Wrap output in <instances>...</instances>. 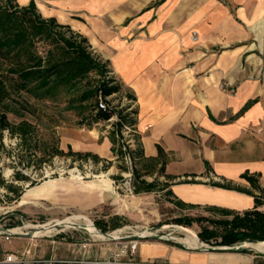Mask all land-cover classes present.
Instances as JSON below:
<instances>
[{
  "label": "crops",
  "instance_id": "0c3cea01",
  "mask_svg": "<svg viewBox=\"0 0 264 264\" xmlns=\"http://www.w3.org/2000/svg\"><path fill=\"white\" fill-rule=\"evenodd\" d=\"M15 1L20 6L33 1L42 17L85 37L90 50L108 63L110 76L134 98L143 156L154 159L161 148L164 173L173 177L169 198L187 205L184 214L255 206L242 191H253L242 175L256 177L264 194V0ZM147 177L151 182L157 174ZM258 210L264 212V204ZM80 243L0 240V264H15L6 256L21 253H27L21 264L99 261L98 246L82 249ZM204 250L146 243L136 259L264 264V254Z\"/></svg>",
  "mask_w": 264,
  "mask_h": 264
},
{
  "label": "rangeland",
  "instance_id": "374dc122",
  "mask_svg": "<svg viewBox=\"0 0 264 264\" xmlns=\"http://www.w3.org/2000/svg\"><path fill=\"white\" fill-rule=\"evenodd\" d=\"M97 78L98 76L92 73L73 88L58 89L54 92V98L49 101H34L25 93L16 97L19 103L13 106L37 126L35 139L39 150L43 144L55 137L64 152L70 147L74 152L95 154L101 161H84L63 156L55 157L51 164L44 162L28 168L16 167L32 180L37 181L35 186H29L28 182H17L12 178L13 168L9 165L10 159L5 153L7 151L18 153L19 150L17 140L5 135L3 143L6 151L0 155V179L21 189L22 194L17 200H9L8 197L13 194L0 183V240L9 242L17 237L36 236V240L64 238L66 242L76 244L82 242L81 238L85 237L87 239L85 242L98 246L101 264H124L131 260L139 262L136 258L142 243H176L181 244L184 249L204 250L200 244L191 243L189 231L197 236V225L184 227L173 222L174 218L184 213L171 204L164 193L129 192L128 179L124 178L127 172L125 159L120 158L118 153H113L112 144L113 154L108 147L109 135L114 130L113 123L116 116L108 121L93 122L96 98L93 96L85 101L80 99L82 93L91 87L90 85L94 84ZM128 94H130L129 90L121 85V92L113 94L109 100H112L115 106H130L131 109H135ZM7 117L13 123L20 121V118L13 114H8ZM121 132L124 140L119 141V144L136 148L132 128L124 127ZM41 155L43 154L37 152V156ZM108 162L110 165L107 164ZM30 193L32 196H28ZM22 199L25 200L24 203H21ZM202 211L205 209L194 212L192 216L202 215ZM115 216L119 219L113 220ZM68 218L75 219L71 224L59 223ZM88 221L93 223L96 230L100 229L95 222L101 221L106 224L108 227L106 232H99L103 238L97 237L93 242L90 241L88 232L84 230L89 227ZM114 221L119 227L111 230L109 226ZM13 224L17 226L7 228ZM14 228H20L21 234L6 233L7 229ZM118 230L121 231L119 237L112 238L111 234ZM150 233L155 236H149ZM24 234L28 235L24 236ZM144 234L147 237H133ZM133 240L138 244L134 257H130L129 253L117 256L122 245ZM249 249L252 252L249 255L264 254ZM147 262L149 261L140 263L147 264Z\"/></svg>",
  "mask_w": 264,
  "mask_h": 264
},
{
  "label": "trees",
  "instance_id": "16d2710c",
  "mask_svg": "<svg viewBox=\"0 0 264 264\" xmlns=\"http://www.w3.org/2000/svg\"><path fill=\"white\" fill-rule=\"evenodd\" d=\"M92 73L98 78L82 93L80 99L85 101L93 96L96 98L93 122L108 121L116 116L113 123L114 130L110 133L109 140L114 154L118 153V156L122 158L127 152L133 159L131 178L133 193L163 191L170 199L171 193L168 188L169 181L173 177L164 173L166 160L159 146H157L156 158L148 159L143 156L139 137L135 133L136 109H131L130 106H116L115 109L102 110L98 107L99 96L104 99L121 92V85L108 75L110 73L108 63L100 60L90 50L85 37L73 32L69 26L61 25L55 18L42 17L33 1L26 6H20L15 0H0V155L6 151L3 143L5 135L17 140L19 152L7 151L5 153L10 159L9 165L13 168V180L28 182L29 186H35L37 181L32 180L30 176L23 174L16 167L28 168L44 162L51 164L55 157L69 156L84 161H101L95 154L74 152L70 147L67 152H64L55 137L43 144L39 150L35 139L37 126L13 106L19 103L16 97H19L21 93H25L34 101H49L54 98L56 90L65 87L73 88ZM128 98L134 100L131 94H128ZM8 114L19 117L20 121L17 123L9 121ZM124 127L132 128L134 131L136 148L132 149L129 145L119 144V141L124 140L121 134ZM37 152L43 155L37 156ZM107 164L110 165L109 162ZM153 173H156L157 177L148 182L145 177ZM160 176L164 177V182L159 181ZM242 178L253 190H242L254 198L255 206L252 209L237 212L215 206L205 207L209 216L184 214L174 218L173 222L184 227L197 225L198 240L210 247H232L247 242H264V212L258 210V207L264 204L263 190L256 177L243 174ZM0 183L13 194L8 197L9 200H17L21 196L22 191L18 187L4 183L2 179ZM214 185L224 187V185ZM168 201L179 210L187 207L183 202L173 198ZM191 207L194 206H189ZM117 219H119L118 216L113 217V220ZM95 225L102 233L108 229L101 221L95 222ZM15 226L17 225L13 224L7 228ZM118 227L115 221L109 226L111 230ZM171 245L184 249L181 244L171 243ZM210 251L252 253L249 248L243 247L236 250Z\"/></svg>",
  "mask_w": 264,
  "mask_h": 264
},
{
  "label": "built area",
  "instance_id": "2783aa9c",
  "mask_svg": "<svg viewBox=\"0 0 264 264\" xmlns=\"http://www.w3.org/2000/svg\"><path fill=\"white\" fill-rule=\"evenodd\" d=\"M196 38L193 36V40H195ZM110 75V73L108 74ZM112 96V95H111ZM105 97L104 99L99 96V100H98V107L102 110H111V109H115L116 106L112 103V100H109V97ZM127 128V127H126ZM125 150V148H123ZM123 158L125 159V162L127 164L126 167V173L124 175V178L128 179L127 184H128V190L129 192H133V187L131 185V178H132V168H133V159L131 157V155L129 153H125ZM91 227H93V231H89L88 228H85L84 230H86L89 234V238L90 241L93 242L99 234V230H96V228L93 226V223L90 222ZM155 234H149V236H152ZM95 237V238H94ZM110 237V236H109ZM133 237H139V238H144L147 237L146 235L143 236H133ZM137 241L133 240L130 242H127L126 244L122 245L121 251L119 252V254H117V256L120 255H127V253H129L130 257H134L133 255L136 253V248H137ZM88 246L87 242H81L78 247H81L82 249H85ZM202 247V246H201ZM27 255V253H21V254H9L6 256L5 261L9 262V263H15V264H21L23 263L24 257ZM51 264H86L85 261H56V262H51ZM93 264H101L100 261L97 262H93ZM122 264V263H121ZM124 264H141L140 262H136L134 260H131V262L129 263H124ZM147 264H167V263H163V262H147Z\"/></svg>",
  "mask_w": 264,
  "mask_h": 264
},
{
  "label": "bare ground",
  "instance_id": "6f19581e",
  "mask_svg": "<svg viewBox=\"0 0 264 264\" xmlns=\"http://www.w3.org/2000/svg\"><path fill=\"white\" fill-rule=\"evenodd\" d=\"M28 196H32V193H30ZM25 202V200L24 199H22L21 200V203H24ZM74 219L75 218H68V219H66V220H64V221H60L59 223H66V224H71L73 221H74ZM84 219H86V218H84ZM89 227H88V229L90 230V231H93V227H91V224H90V221H88V224H87ZM41 227H43V226H41ZM20 228H14V229H11L10 230V232H12V233H18V234H21V232H20ZM185 230H187V231H189L188 229H185ZM121 231L120 230H118V231H115V232H113L111 235H112V238H118L119 236H118V234L120 233ZM190 233H191V243L193 244V245H197V244H199V240H198V238H197V236H196V234L194 233V232H191V231H189ZM145 235V234H144ZM36 237V236H35ZM98 237H102L103 238V236L101 235H99L98 234ZM144 244H146V243H142V245H144ZM246 246H250V248H252V249H254L255 251H257V252H264V242H262V243H257V244H246Z\"/></svg>",
  "mask_w": 264,
  "mask_h": 264
},
{
  "label": "water",
  "instance_id": "95a60500",
  "mask_svg": "<svg viewBox=\"0 0 264 264\" xmlns=\"http://www.w3.org/2000/svg\"><path fill=\"white\" fill-rule=\"evenodd\" d=\"M1 229V228H0ZM6 233H9V234H13L12 232H10V230H6ZM28 234H24V236H27ZM199 244L200 246H202L205 250H236V249H239L241 247L243 248H250V246H246V244H257V242H247V243H243V244H239V245H235V246H232V247H210V246H207L203 243H201L199 241Z\"/></svg>",
  "mask_w": 264,
  "mask_h": 264
}]
</instances>
